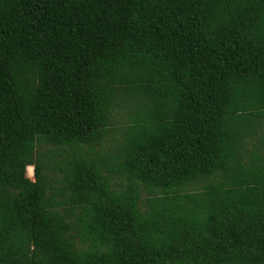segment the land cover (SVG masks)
<instances>
[{"label":"trees","instance_id":"16d2710c","mask_svg":"<svg viewBox=\"0 0 264 264\" xmlns=\"http://www.w3.org/2000/svg\"><path fill=\"white\" fill-rule=\"evenodd\" d=\"M0 264H264V0H0Z\"/></svg>","mask_w":264,"mask_h":264},{"label":"rangeland","instance_id":"374dc122","mask_svg":"<svg viewBox=\"0 0 264 264\" xmlns=\"http://www.w3.org/2000/svg\"><path fill=\"white\" fill-rule=\"evenodd\" d=\"M116 118L118 120L116 126L117 128H121L122 127V124H123V121L125 119L124 115L120 114V115H116ZM26 174L29 178H31L32 180L34 179V176H33V166H31V168H28L26 169Z\"/></svg>","mask_w":264,"mask_h":264},{"label":"bare ground","instance_id":"6f19581e","mask_svg":"<svg viewBox=\"0 0 264 264\" xmlns=\"http://www.w3.org/2000/svg\"><path fill=\"white\" fill-rule=\"evenodd\" d=\"M28 168H31V166H28Z\"/></svg>","mask_w":264,"mask_h":264}]
</instances>
